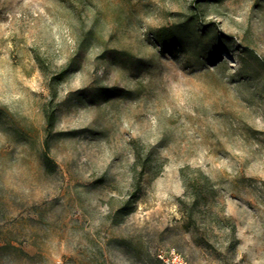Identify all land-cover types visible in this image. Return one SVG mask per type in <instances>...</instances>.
<instances>
[{"label":"rangeland","instance_id":"rangeland-1","mask_svg":"<svg viewBox=\"0 0 264 264\" xmlns=\"http://www.w3.org/2000/svg\"><path fill=\"white\" fill-rule=\"evenodd\" d=\"M167 248L264 264V0H0V264Z\"/></svg>","mask_w":264,"mask_h":264},{"label":"built area","instance_id":"built-area-1","mask_svg":"<svg viewBox=\"0 0 264 264\" xmlns=\"http://www.w3.org/2000/svg\"><path fill=\"white\" fill-rule=\"evenodd\" d=\"M157 259L161 264H191L180 252L174 248L159 251Z\"/></svg>","mask_w":264,"mask_h":264},{"label":"trees","instance_id":"trees-1","mask_svg":"<svg viewBox=\"0 0 264 264\" xmlns=\"http://www.w3.org/2000/svg\"><path fill=\"white\" fill-rule=\"evenodd\" d=\"M168 31L169 30H167V29H162L161 34L162 33H168ZM158 39H159L160 44L162 46H164L165 45L164 44V39L165 38H163V36L162 37L160 36ZM53 125H54L53 115H51L50 113H48L47 114V126H48V129L51 130V128L53 127ZM46 145H47V143H46Z\"/></svg>","mask_w":264,"mask_h":264}]
</instances>
